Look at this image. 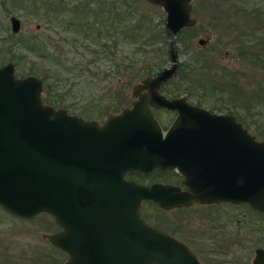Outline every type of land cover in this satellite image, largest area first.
<instances>
[{"label": "water", "instance_id": "water-1", "mask_svg": "<svg viewBox=\"0 0 264 264\" xmlns=\"http://www.w3.org/2000/svg\"><path fill=\"white\" fill-rule=\"evenodd\" d=\"M146 1L164 11L169 65L132 84L130 104L101 122L43 102L39 77L0 64V208L20 219L49 214L58 229L44 236L66 255L62 264H201L143 218V199L161 208L245 203L264 213V141L232 113L159 91L179 63L176 35L194 22L190 0ZM9 21L16 32L19 19ZM159 108L174 111L165 130ZM154 168H175L186 189L125 177ZM263 263L255 248L251 264Z\"/></svg>", "mask_w": 264, "mask_h": 264}, {"label": "rangeland", "instance_id": "rangeland-1", "mask_svg": "<svg viewBox=\"0 0 264 264\" xmlns=\"http://www.w3.org/2000/svg\"><path fill=\"white\" fill-rule=\"evenodd\" d=\"M44 1L45 0H0V64L9 61L8 59L13 55L12 53H20L23 54V58L17 59L18 61L16 60L18 65H15L13 60L10 61L14 65L16 75H23L26 73V66L29 65L31 61L36 62V69L38 71H51L50 68H52L54 64H51L46 57H36L33 53L27 51L23 44L19 43L16 39L18 36L28 35L30 32H33V30L37 31V33L55 38L56 43H62L60 46L63 49L65 47L68 48V52L66 53L68 58L67 67L70 68L69 72L71 76L74 75L71 79L65 80L62 78L61 84L56 85L55 93L62 95L66 101H70L74 103V105L82 103L87 104L90 97H93V95H91L90 97L81 98V95L89 91V88L83 86V83H85L84 81L88 80L90 76L92 77L93 73H97L95 76L101 79L99 86L114 81L113 77L118 76L116 75V70L111 69L108 70L109 74L105 75L104 71L106 70V72H108L107 66L109 60L102 61L98 59V61L101 60L98 62L90 53L84 52V48L77 40L74 41V45L69 44L65 46V43H71L69 40L71 39L73 41V38L71 37L65 42V39L62 38L63 35L68 36L73 34V36H78L79 29L83 30V23L80 22L85 20L87 22H93L95 25L101 24L103 26L105 23L107 27H110L108 29L110 33L109 38H112L115 34V32L113 33V22L115 23L116 21V33L119 31V22L116 15H119L118 10H120V7H118V5L120 3H128L131 7L135 6L139 9L140 13L145 15V24H147V26L149 24L151 28H156L158 26L159 28H162V26L165 27V14L163 9L159 5L151 4L146 0H63L62 2L66 5V10H60L58 12L60 16H58L57 19L53 17V11H57V0H50L53 2V5L51 4L50 6H47ZM190 5L191 16L194 18V22L187 26L191 28L185 34L186 36L191 35L189 38L191 40V48L184 46L182 42L177 41L175 38L177 57L182 64L190 61L193 54L192 49L199 45L197 42L199 37H207L209 35V39L204 44L203 50L205 54L211 55L212 47L215 45V37L220 32L227 31L221 26L232 23V25H240L239 28L241 30L245 29L250 19L254 18V14H257L261 18V22L264 21V18H262L264 15V0H190ZM234 9L236 11H233ZM233 14L235 16H233ZM11 15L19 19L20 26L16 32L11 31L9 21ZM63 18H71L74 23V28H77L72 32L64 31L61 25L63 21L60 20ZM73 19L79 21L80 24H77L78 22L76 21L75 23ZM131 19L133 20L134 16H131ZM132 20L130 21L132 22ZM145 28L137 27L134 28V31H144L146 30ZM236 30H234L232 34H234ZM117 36L116 34V37ZM159 36L160 35L157 33L156 37ZM164 39L165 42L160 44L162 52H158V50L153 52L160 56L162 55L161 57L164 58L160 67L169 64L167 53L168 40L166 35ZM223 39L224 41L229 40L230 36ZM12 41L14 42L12 43ZM8 45L10 48L7 49L6 47H8ZM225 48L231 53V58L235 59L233 56L235 55L234 48L231 50L230 44L225 43L221 45L220 49L222 51ZM66 55L63 57H66ZM116 55L117 57L114 59L118 61L119 54L117 53ZM144 57L143 59H139V65H149V61H152L150 58ZM63 60L65 59L63 58ZM235 60L238 66H234L235 68H233V70L237 69L235 71H239V73L234 74V78L232 79L214 74L213 69L207 73L206 81L218 86L213 93L190 83L192 81L187 78L188 75L184 76V74L181 73V67L169 80L161 85L160 90L167 96L185 95L189 102L198 104L210 111L231 112L241 123H250L252 125L256 123L264 127V114L259 116L255 112L245 113V88L249 89L254 79L264 81V71L254 69V66H250V64L241 57ZM229 61H231V59ZM97 62L102 63L99 65L98 71H95V69H97V66H95ZM66 63L65 61L59 63L62 71L66 70V68H64ZM157 69L158 67H154L149 73H153ZM69 72L67 71L65 75L67 73L69 75ZM240 72H244V74H240ZM189 74L192 77L205 76L204 72H191ZM61 75H63V73ZM143 75L140 74V76L136 78V74H134V79L131 84ZM120 80H122V78H118V82ZM57 83L58 82H56V84ZM131 84L126 89L125 99L127 103L132 98L130 95ZM67 88H69L68 91L66 90ZM116 91L111 98L101 99V110H104L106 105L112 106L111 108L115 107L114 105L118 101V99L115 98ZM100 115L101 117L99 116L100 118H97L98 121L102 120L106 114ZM156 116L160 120V123L166 126L173 118L174 112L171 111L166 114V112L161 110ZM248 130L252 133L251 128H248ZM174 177L175 175L171 172L161 176L144 178L142 181L145 182L149 179L156 178L159 181L167 180L171 182L175 181L176 177ZM141 208L145 214H156L159 220L164 217L167 219V217L183 216L190 220V228L192 231L196 233L204 232L206 234L204 243L201 241L192 243L201 264H250L254 246L260 245L264 247V216L260 213L253 212L254 210L245 203H221V205H211L208 208L202 209L201 207L192 205L187 210L171 211H160L156 206L146 203L143 204ZM56 226L52 217L47 213H39L31 219H20L6 213L0 208V263H5V261L8 260L9 264H31L33 260L32 254L33 252L36 253L37 247L49 249L47 246H50L44 234L57 230L58 228ZM198 244L200 248L196 247ZM65 258L66 256H61L59 259L63 262Z\"/></svg>", "mask_w": 264, "mask_h": 264}, {"label": "trees", "instance_id": "trees-1", "mask_svg": "<svg viewBox=\"0 0 264 264\" xmlns=\"http://www.w3.org/2000/svg\"><path fill=\"white\" fill-rule=\"evenodd\" d=\"M62 1L63 0H57V11H53V17L56 19L58 18V16H60V14L58 13L60 10H66V5ZM44 2L47 6H50L51 4L53 5V2L50 0H45ZM118 7H120V10H118L119 15H116V17H118L119 22V33H116V21L115 23L113 22V33L115 32V34H117L119 38L118 36L113 37V41H111L112 43L103 40L104 38H109L110 33L107 28L103 27L101 24L95 25L93 22H87L85 20H82L80 22L83 23V30L79 29L78 36L75 35V37L72 34L68 36L63 35L62 37L65 39V42H67L69 38H73V41L71 39L69 40L71 43H65L62 40L65 43V46H68L69 44L74 45V41L77 40L84 48V52L90 53L92 56H94V58L97 59V61L98 59H101L102 61L109 60L107 71L110 69L116 70V75L118 77H113L114 81L110 83H104V85L99 86V82H101V79L95 76L97 75V73H93L94 77L90 76L89 79L86 80L87 82L84 81L85 83H83V86L88 87L89 91L86 94L81 93L84 94L81 95V98L90 97L91 95H93V97H90V99L87 101V104L82 103L79 105H74V103L66 101L62 95L55 93L56 85L61 84L62 78L66 80L69 78L71 79L74 76H71V73L69 72L70 68L67 67V47L63 49L60 46V44L62 43H56L55 38L37 33V31L35 30H33V32H30L28 35L17 37L16 40L19 41V43H22L27 51L33 53L38 58L46 57L51 62V64H54V66H51L52 68H50L51 71H38L36 69V62L31 61L30 64L26 66V73L23 74H33L41 79V99L43 102L49 103L54 107H64L65 109H67V111L77 113L78 115H81L85 118L97 119L101 117L100 114H106L112 110H115L119 107V105L122 104L123 100L125 99L126 89L134 79V74H136L137 78L138 76H140V74L143 75L145 73H149V71H151L154 67H160L164 58L161 57L162 55L160 56L159 54L153 52L155 50H158V52H162L160 44L165 42V27L162 26V28H159L158 26L156 28H151L149 24L147 26V24H145V15H143V13H140L139 9H137L135 6L131 7V5L128 3H120ZM131 16H134L133 20L131 19ZM262 18H264V15ZM60 20L63 21L61 25L64 31L72 32L77 28H74V23L71 18H63ZM130 20H132V22ZM260 20L261 18L257 14H254V18L250 19V22L248 26H245V29L241 30L239 28L240 33L244 34L243 37H237L236 39L240 38L241 44L245 45V60L247 61V63H249L250 66H254V69H260L264 71V21L261 22ZM75 21L76 20H74V22ZM76 22H78L77 24H80L79 21ZM144 24L146 25V28ZM103 25L106 24L104 23ZM137 27H144L146 30L134 31V28ZM190 28L191 27H182L178 35L176 36V40L182 42L183 45L188 48H191V40L189 39L191 35L186 36L185 33H187ZM103 29L104 31L102 32ZM157 33L160 35L159 37H156ZM14 41H12V43ZM6 48H10L9 45ZM202 49L203 47L200 46L193 48V54L190 61L188 63H180L176 71H178V69L181 67V73H183L184 76L188 75L187 78L192 81L190 83L200 86L201 89H207L209 92L213 93L218 88V86H216V84L214 83L206 81L207 73L210 72L213 67L211 60L205 53H203ZM117 53L119 54L118 61L114 59L115 57H117ZM12 54L13 55H11L9 57L10 59L8 60H13V63H15L16 65V60L23 58V54ZM65 55L66 57H63ZM144 56L152 60H148L150 62L149 65H139V59L145 58ZM63 58L65 60H63ZM101 60H99L98 62H100ZM63 61L67 63L64 66L66 70L62 71L60 69L59 63H62ZM98 62L95 65L97 66V69H95V71H98L99 65L102 63ZM67 71L69 72V75L68 73L65 75ZM191 72H204L205 76L192 77L189 74ZM62 73L63 75H61ZM104 73L105 75H108L109 71L106 72L105 70ZM118 78H122V80L118 82ZM56 82L58 83L56 84ZM251 83L253 84L249 89L245 88V113L255 112L256 114L261 116L262 114H264V81L254 79ZM66 90L68 91L69 88H67ZM115 91V98L118 99V101L114 105L115 107L111 108L112 106L106 105L105 109L101 110V99L111 98ZM124 102H127L126 99L124 100ZM163 111L166 112V114L169 113V111L167 110L163 109ZM157 114H159V112ZM242 124L247 129L251 128L252 134L255 135V137H257L258 139L264 141V127L262 125L260 126L256 123H254L253 125L250 123ZM157 174L162 173L159 172ZM260 214L264 216L263 213ZM49 246L50 247L47 246V248L49 249H46L44 247H37L36 253L33 252L32 254L33 260L31 261V264H61L62 260L59 258L61 256L65 257V254L51 244H49ZM0 264L9 263L8 260H6L5 263Z\"/></svg>", "mask_w": 264, "mask_h": 264}, {"label": "flooded vegetation", "instance_id": "flooded-vegetation-1", "mask_svg": "<svg viewBox=\"0 0 264 264\" xmlns=\"http://www.w3.org/2000/svg\"><path fill=\"white\" fill-rule=\"evenodd\" d=\"M233 11H236V10L234 9ZM233 16H235V15L233 14ZM233 25L231 23V24H228V25L221 26V27H224V29H226L227 31L220 32L219 34H217V36L215 37V45L212 47L211 55L206 54L209 57V59L211 60L212 67H213L212 69L214 71V74H219V75H222L224 77H229L230 79L234 78V74H238L239 73V71H235L237 69L233 70V68H235L234 66H238V63L236 62L235 59H240V57H241V58H243L245 60V45L241 44V41H240V38L243 37L244 34H241L240 31H239L240 25H238V26L237 25L233 26ZM106 26L107 25H103V27H105L107 29L110 28V27H106ZM234 30H236V32L234 34H232V32ZM103 31L104 30H102V32ZM110 31H111V29H110ZM229 36H230V39L224 41L223 38L229 37ZM113 37H116V34H114ZM113 37L111 39L110 38H108V39L104 38L103 40L108 41L110 43L111 41H113ZM237 37H240V38L236 39ZM204 38L206 39L205 42L202 45H198V46L203 47L204 44L208 41L209 35L207 37H204ZM225 43L226 44H230L231 50H232V48H234L235 55H233V56L235 57V59L231 58V53L229 52L228 49L225 48L224 50L221 51V49H220L221 45L225 44ZM202 51H203V53H205V51L203 49H202ZM230 59H231V61H229ZM179 65H180V61H179L178 65H177V67ZM165 66H167V65H165ZM177 67L175 68L174 73L172 74V76L176 73ZM160 68H162V67H160ZM160 68H158V69H160ZM157 70H155L153 73L145 74L142 77H144L146 75H153ZM241 73L244 74V72H240V74ZM171 77H169L168 79L163 81L160 84V87H161V85L164 82L169 80ZM141 78H139L137 81H139ZM137 81L133 82L132 84L136 83ZM132 84H131V86H132ZM160 87H159V91L161 92ZM161 93H163V92H161ZM130 95H131L132 98L129 100L128 103L127 102L126 103H122L121 105H119V107L117 109L106 113V115L109 114V113L118 111L124 105H129L130 104V102L134 99V96L131 94V88H130ZM168 97H172V96H168ZM163 109L164 108L153 109V112H154L155 116H156V114L158 112H160ZM164 110H167V109H164ZM167 111H169V113L171 112L170 110H167ZM67 112H69V111H67ZM172 112H174V111H172ZM69 113H74V112H69ZM229 113H231V112H229ZM74 114L78 115L77 113H74ZM79 116H81V115H79ZM83 118H85V117H83ZM86 119H94L97 122H101L104 118L102 120H100V121H98V119H95V118H86ZM157 119H158V117H157ZM235 119L237 120L236 117H235ZM159 122H160V120H159ZM159 124H160L161 128L163 130H165L170 123H168L166 126H164L163 123H159ZM159 172H161L162 174H157ZM171 172L176 177V178L174 177L175 181H171V182L167 181V180L159 181L156 178L149 179L148 181H145V182L142 181V179H144V178H148V177H151V176H155L156 177V176H159V175L161 176L163 174H168V173H171ZM125 177L133 179V180H135V181H137L139 183H143V184H149V183H152V182H161V183H166V184L177 185V186L180 187V189H186V186L182 182V175L175 168H165V169L154 168L153 170H151V171H149L147 173H138V172H135V171H133V172L127 171L125 173ZM146 203H150L151 205L156 206L157 209L160 210V211H166V210L167 211H171V210H184V209L187 210L192 205H196L197 207H201V209H202V208H208L211 205H221V203H232V202L219 201V202H208V203H205V202L192 201V202H190L188 204L176 205V206H173L171 208H161L159 205H157L151 199H143V200H141V206L140 207H142V205L146 204ZM140 211H141V215L143 216V218L149 224H151V225H153V226H155V227L167 232L168 234L172 235L173 237H175V238L179 239L180 241L184 242L194 252V254L197 256L199 262L201 263L198 255L196 253L195 248H193V246H192V243L193 242H197L198 243V241H201V242L204 243V240L206 238V234L204 232L196 233V232L192 231V229L190 228V220L189 219H187V218H185L183 216L182 217L181 216L180 217H169V218L167 217V219H166V217L162 216L164 218L159 220V219H157L158 217H157L156 214H152V213L150 215H148V213L145 214L143 212L142 208H140ZM255 212L262 213V212H259V211H255ZM57 228H58V226H57ZM196 247L200 248L199 244ZM255 248H263L264 249V247L260 246V245L254 246L253 255H252L251 259H250V264H251L252 258L254 256V253H255Z\"/></svg>", "mask_w": 264, "mask_h": 264}]
</instances>
